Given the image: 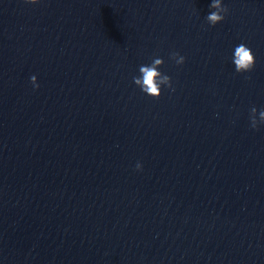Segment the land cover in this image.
I'll return each mask as SVG.
<instances>
[{
    "label": "clouds",
    "instance_id": "1",
    "mask_svg": "<svg viewBox=\"0 0 264 264\" xmlns=\"http://www.w3.org/2000/svg\"><path fill=\"white\" fill-rule=\"evenodd\" d=\"M40 0H25V3L37 4ZM212 11L206 16V20L209 25L215 26L225 19L229 9L222 3V0H211L209 5ZM170 59L173 60L178 66L185 63L186 58L179 52H171ZM232 62L235 66L237 73L251 72L255 66L256 60L252 50L241 43L235 47L233 52ZM164 64L162 58H153L151 64L141 65L139 67V76L133 77L134 84L140 88V90L146 95L159 99L162 95V87H167L170 90L173 89L171 77L162 73L159 69ZM34 88H38L37 77L35 75L30 78ZM250 127L252 129H258L260 125H264V109L257 110L255 106L250 109ZM136 170H142V164L137 162Z\"/></svg>",
    "mask_w": 264,
    "mask_h": 264
}]
</instances>
